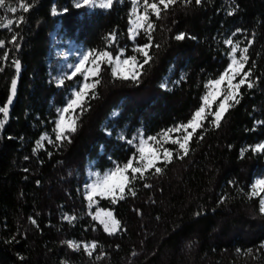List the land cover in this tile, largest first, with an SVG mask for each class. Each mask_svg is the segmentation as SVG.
<instances>
[{
  "label": "trees",
  "instance_id": "16d2710c",
  "mask_svg": "<svg viewBox=\"0 0 264 264\" xmlns=\"http://www.w3.org/2000/svg\"><path fill=\"white\" fill-rule=\"evenodd\" d=\"M27 2V13L18 0H6L16 14L0 8V17H25L11 30L0 28L6 42L0 48V107L17 80L14 106L0 130V264H264V214L260 198L250 195L254 180L264 177V155L251 150L264 142V0H177L161 18L152 15L153 44L160 45L149 49L153 59L138 81L114 77L112 66L101 64L96 98H87V110H76L71 142L55 141V121L81 77L58 85L56 48L73 44L113 56L123 49L142 62L135 47L147 43V35L130 39L131 0H114L110 9H77L76 0ZM180 33L185 39L175 38ZM13 35L16 44L9 43ZM229 38L248 48L244 71L251 69L253 87H240L239 103L220 127L208 117L183 159L169 145L172 162L158 163L160 174L153 169L133 181L135 196L126 190L116 203L97 199L98 208L120 221V230L108 234L85 198L88 165L101 173L123 165L136 152L128 141L137 130L157 137L186 123L201 106L205 85L227 68ZM44 136L54 142L38 147ZM91 242L97 248L89 256L82 245Z\"/></svg>",
  "mask_w": 264,
  "mask_h": 264
},
{
  "label": "snow or ice",
  "instance_id": "6c2138e0",
  "mask_svg": "<svg viewBox=\"0 0 264 264\" xmlns=\"http://www.w3.org/2000/svg\"><path fill=\"white\" fill-rule=\"evenodd\" d=\"M139 0H133V9L132 16L134 19L130 20L132 27L129 29L130 33L133 34V38L138 34V30H144L147 35L148 42L143 45H138L135 49L136 52L143 56V61L138 62L136 56H130L126 59L121 60L120 56L123 55V49H121L120 55L115 57L108 51L96 52V50H91L83 54L79 63L74 66V70L71 72L70 76L67 78H72L80 74L83 76V81L78 89L74 90L72 95L67 100L65 106L62 109H58V119L55 121L56 127L54 129L55 141H70V133H74L77 130V120L79 116L76 114V110L79 109L82 113L87 110L85 104L87 98H96V93L94 89L99 85V75L101 71V62L106 61L110 64L112 74L114 77H119L125 80L131 79L133 81H138L140 76V69L144 65L148 64L152 59V55L149 53V49L152 47L159 48L160 45L153 44L152 31L154 30V24L150 19V14L155 15L157 19L161 18V12L167 11L170 6L175 5L177 0H142L143 2V11L138 12L136 4ZM192 0H184V3L189 4ZM114 0H76L75 7L77 9L81 8H100V9H110L113 6ZM196 4H200L201 0H195ZM161 6H163L161 8ZM18 7L23 13H27L31 4L27 0H18ZM0 8L5 9L6 12L16 14L18 11L17 7L6 5V0H0ZM68 10L64 9L66 13ZM53 14H56V9H53ZM232 13L229 12V15ZM25 17L20 15L15 21L7 16L0 17V28H6L11 30L13 24L19 26V24L24 22ZM239 31V30H237ZM177 40L185 39V34L180 33L175 37ZM18 37L13 35L9 43L16 44ZM109 39L111 41L116 40V33H110ZM5 41L0 40V48L5 46ZM225 43L228 45H233L231 39L225 40ZM251 43V41L249 42ZM19 46L17 45V48ZM239 51V56L236 55ZM248 48H240L239 42H237L232 48L230 53V63L227 68L220 76L214 80H209L208 84L205 87L208 89V92L202 97L201 106L193 113L191 118L182 124H178L173 128L167 129L163 132L160 139L157 137H147V139L141 138L136 148V152L130 157L126 163L123 165L117 164L112 169L104 172L102 175L99 173L94 174L95 179L91 184L86 185V196L85 198L91 204L94 201L96 196H111L112 202L116 203L117 199L123 200L125 198V191L127 190L132 196L136 195L135 189L131 186L133 181L137 179H143L145 174L150 170L154 169L155 174H160L163 171V168L158 167V162H163L165 165L172 162L173 159V150L168 148L154 147L149 142H155V144L160 145V141L163 140L165 143L171 142L174 145H178V149L182 152V155H178V158L183 159L184 156H187L189 153V142L191 141L193 135L196 133L198 128L204 126V122L208 120V117L211 116L212 119L210 123L215 127H220V122L223 119L224 114L228 111L229 108L233 107L235 104L239 103V89L242 85L247 83V87H253V83L248 80V77L251 75V69L244 71L245 64L247 63L249 57L247 55ZM8 52L3 53V59H8ZM89 57H93L91 60V68H85L86 62L89 61ZM13 64L16 68L17 73L20 70L19 60L13 61ZM127 65L128 70L124 71L123 66ZM0 71H3L0 68ZM89 73L91 76L96 77V79L89 82ZM240 76L241 78L237 83H233L235 78ZM226 81V90L222 91L221 85ZM64 80L59 81L60 85H63ZM17 80L15 78L11 81V95L9 96L8 102L0 107V114H3V119H0V130L3 129L5 123L8 120L9 116V105L12 103V98L15 96ZM162 88H167V84H161ZM223 96L216 106L215 111H211V106L216 103V99L220 96ZM264 123V122H259ZM191 129V131H189ZM183 133L182 136L172 137L171 133ZM203 139V135L199 137ZM42 139H47V137H42ZM49 143L54 141L48 140ZM128 143H133V141H128ZM38 142V147H39ZM254 153H264V143L257 144L251 148ZM247 149L241 150V157H243L244 152ZM145 187H150V185H145ZM260 193H264V179H257L252 186V191L250 195L258 196ZM223 202V201H221ZM260 212L264 214V198L260 200ZM199 215V213H198ZM65 220L72 222L76 219L75 216H64ZM93 219L99 221L103 226V229L108 234H114L120 230V221L117 220L112 211L105 209H97ZM32 223L35 224L36 221L32 220ZM69 247L79 249L81 244L74 241L66 242ZM85 252L89 256L92 255V252L96 250L97 244L91 242L90 244L85 243L82 245ZM135 255V253H133ZM100 259V257H96Z\"/></svg>",
  "mask_w": 264,
  "mask_h": 264
},
{
  "label": "rangeland",
  "instance_id": "374dc122",
  "mask_svg": "<svg viewBox=\"0 0 264 264\" xmlns=\"http://www.w3.org/2000/svg\"><path fill=\"white\" fill-rule=\"evenodd\" d=\"M132 1V9H133V0H131ZM136 8H137V10H138V12H142L143 11V2L141 1V0H139V2L136 4ZM152 15L150 14V17H151ZM131 19H134V16H132V10H131ZM132 27V25H131V23H130V28ZM140 34H143L144 36L146 35L145 34V32H144V30H138V34H136L135 36H134V38H133V34L132 33H130V31H129V36H130V39H131V41H135V39L140 35ZM229 39H231L232 41H233V45H228L229 47H230V52H229V56H228V58H229V63H230V60H231V57H230V53H231V48L237 43V42H239V46H240V48H244V47H246L245 46V44L242 42V40L241 39H239V38H229ZM137 47V46H136ZM136 47H135V49H136ZM56 52H57V55L59 56V57H61V59H62V61H61V63H60V71H59V74H58V77H57V83H58V85H60L59 84V81L61 80V79H63V80H65V79H72V78H74V77H72V78H67V77H69L70 76V74H71V72L74 70V66L77 64V63H79V61H80V59L82 58V56H83V54H85V53H87V52H89L88 50H86V49H83L82 47H78V46H74L73 44H69L67 47H64V46H61V47H57L56 48ZM121 52V51H120ZM120 52L117 54V55H120ZM116 55V56H117ZM236 55L237 56H239V51H237V53H236ZM113 56V55H112ZM113 57H115V56H113ZM120 58H121V60H123V59H126V58H128V57H126L125 56V52L123 51V55H121L120 56ZM93 59V57H89V61L88 62H86V64H85V68H91L92 67V65H91V60ZM103 62H106V61H102L101 62V64L103 63ZM107 63V62H106ZM108 64V63H107ZM123 70L124 71H127L128 70V66L127 65H125V66H123ZM77 76H80L81 77V79L73 86V88L71 89V91H70V96L72 95V93H73V91L74 90H76V89H78L79 88V86L81 85V83H82V81H83V76L82 75H80V74H77ZM76 77V76H75ZM241 77L240 76H237L236 78H235V80L233 81V83H237L238 81H239V79H240ZM94 79H96V77H93V76H91V73H89V82H91L92 80H94ZM221 87V89H222V91H224V90H226V87H227V85H226V81L220 86ZM207 92H208V90H207ZM206 92V93H207ZM69 99V98H68ZM221 99H223V96L221 95L220 97H218L217 99H216V102L218 101V100H221ZM213 106H214V104L211 106V110H212V108H213ZM62 109V108H61ZM189 131H191V129H189ZM163 134V133H162ZM162 134H160L159 136H157V139H160V137L162 136ZM182 136L183 135V133L181 132V133H171L170 134V136H172V137H176V136ZM45 137V136H44ZM141 138H143V139H147V137L145 136V134H144V132L141 130V129H139V130H137L134 134H133V136H132V138H131V141H133V143H129L130 145H132V146H134L135 147V149L137 148V145H138V143H139V140L141 139ZM44 140H48V137H47V139H41V141H40V143H39V145L40 146H42V144H43V141ZM130 141V140H129ZM151 145H153L154 147H160L161 145L163 146V148H168L169 149V145H174V144H172L170 141L169 142H167V143H165L163 140H161L160 141V145H157V144H155V142H152V141H150L149 142ZM262 143H264V142H262ZM261 144V143H260ZM174 146H176L177 147V149H178V145H174ZM179 150V149H178ZM263 155H264V153H262ZM158 163H160V162H158ZM157 163V164H158ZM116 165H114L113 167H115ZM112 167V168H113ZM112 168H110V169H112ZM110 169H108V170H110ZM108 170H106V171H108ZM105 171V172H106ZM96 173H99V174H103V173H101V172H99L98 170H96L95 168H94V163H90L89 165H88V170H87V184L86 185H88V184H91L92 182H93V180L95 179V175L94 174H96ZM257 179H264V177H262V176H258L255 180H254V183H255V181L257 180ZM86 191H87V189H86V186H85V191H84V193H85V196H86ZM258 197L260 198V200L262 199V198H264V193H260V195H258ZM111 199L112 200V197L111 196H105V197H101V196H96V197H94V201L90 204L89 203V201H88V204H89V210L91 211V213H92V216L93 215H95V213H96V210L98 209V200L97 199ZM118 200V199H117ZM99 209H101V208H99ZM113 213V212H112ZM97 221V220H96ZM99 222V221H98ZM118 232V231H117ZM116 233V232H115Z\"/></svg>",
  "mask_w": 264,
  "mask_h": 264
},
{
  "label": "water",
  "instance_id": "95a60500",
  "mask_svg": "<svg viewBox=\"0 0 264 264\" xmlns=\"http://www.w3.org/2000/svg\"><path fill=\"white\" fill-rule=\"evenodd\" d=\"M14 102H15V96L12 98V103L9 105V116H10L11 111H12V108H13V106H14ZM9 116H8V117H9Z\"/></svg>",
  "mask_w": 264,
  "mask_h": 264
}]
</instances>
